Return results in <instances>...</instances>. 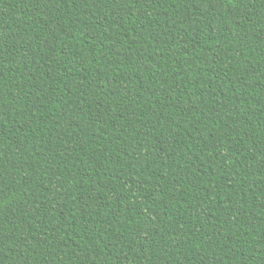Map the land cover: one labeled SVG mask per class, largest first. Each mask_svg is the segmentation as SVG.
<instances>
[{
    "label": "trees",
    "instance_id": "trees-1",
    "mask_svg": "<svg viewBox=\"0 0 264 264\" xmlns=\"http://www.w3.org/2000/svg\"><path fill=\"white\" fill-rule=\"evenodd\" d=\"M0 264H264V0H0Z\"/></svg>",
    "mask_w": 264,
    "mask_h": 264
}]
</instances>
